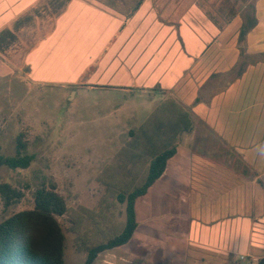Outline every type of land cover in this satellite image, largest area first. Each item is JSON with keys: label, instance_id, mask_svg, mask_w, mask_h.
<instances>
[{"label": "crops", "instance_id": "crops-1", "mask_svg": "<svg viewBox=\"0 0 264 264\" xmlns=\"http://www.w3.org/2000/svg\"><path fill=\"white\" fill-rule=\"evenodd\" d=\"M16 75L150 103L143 145L175 148L150 194L197 222L167 264L264 258V0H0V81Z\"/></svg>", "mask_w": 264, "mask_h": 264}, {"label": "rangeland", "instance_id": "rangeland-1", "mask_svg": "<svg viewBox=\"0 0 264 264\" xmlns=\"http://www.w3.org/2000/svg\"><path fill=\"white\" fill-rule=\"evenodd\" d=\"M29 79L16 75L0 81V155H15L21 135L26 153L33 157L28 169L0 168V184L23 194L7 208L0 199V222L31 209L37 189L54 186L67 205L65 215L58 218L64 263L83 264L88 250L116 237L124 227L125 204L118 196L145 179L152 156L141 132L148 134L147 117L154 110L149 102L142 106L131 96L90 89L86 86L90 80L83 76L71 80L69 89L63 87V78L40 84ZM164 192L158 187L152 198L149 189L137 200L138 228L131 240L98 254L93 264L168 263V234L178 232L173 240L180 244L179 226L189 224L193 237L197 222H183L181 208L167 203ZM188 250L191 256L192 245Z\"/></svg>", "mask_w": 264, "mask_h": 264}, {"label": "trees", "instance_id": "trees-1", "mask_svg": "<svg viewBox=\"0 0 264 264\" xmlns=\"http://www.w3.org/2000/svg\"><path fill=\"white\" fill-rule=\"evenodd\" d=\"M175 148L163 149L148 163L143 183L127 194H120L118 201L125 204V223L116 237L88 250L83 264H93L97 255L127 244L138 223L135 204L146 195L153 183L161 177L167 161ZM33 157L26 153L22 136L16 138L15 155H0V168L28 169ZM23 194L9 184H0V199L4 207L18 202ZM67 205L54 186L41 187L33 193V207L14 213L0 222V264H65L63 260L64 234L58 218L65 215ZM257 264H264V258Z\"/></svg>", "mask_w": 264, "mask_h": 264}]
</instances>
